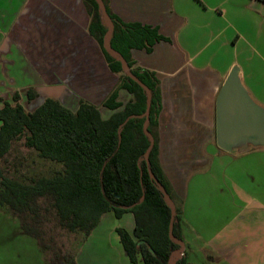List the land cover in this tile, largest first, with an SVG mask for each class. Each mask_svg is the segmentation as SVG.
<instances>
[{
  "label": "crops",
  "instance_id": "0c3cea01",
  "mask_svg": "<svg viewBox=\"0 0 264 264\" xmlns=\"http://www.w3.org/2000/svg\"><path fill=\"white\" fill-rule=\"evenodd\" d=\"M107 1L125 22L151 25L169 39L151 53L133 50L132 55L160 80L159 160L182 207L188 261L264 264V147L226 152L216 140L217 98L235 66L249 95L264 108V0ZM90 22L83 0H0V43L35 57L30 64L36 82H46L48 96L72 111L81 100L99 108L89 97L107 99L120 80L90 34ZM26 37L31 46L22 44ZM112 78L113 83L105 82ZM14 89L12 94L19 91ZM133 98L120 91L123 104ZM105 109L100 111L109 118L114 112ZM110 214L80 245L78 264L87 263L81 260L86 251L94 254L89 264H131L116 230L133 233V214L118 219L124 225H112V238H96Z\"/></svg>",
  "mask_w": 264,
  "mask_h": 264
},
{
  "label": "trees",
  "instance_id": "16d2710c",
  "mask_svg": "<svg viewBox=\"0 0 264 264\" xmlns=\"http://www.w3.org/2000/svg\"><path fill=\"white\" fill-rule=\"evenodd\" d=\"M83 1L91 17L89 32L100 44L110 70L120 75L118 85L104 101V107L114 113L105 118L96 105L84 100L72 111L49 97L29 111L18 92L13 94L14 103L3 99L0 204L21 220L27 235L39 241L49 264H78L76 253L58 247L55 229L80 234L84 243L107 213L117 219L128 213L134 216L133 233L125 228L116 230L131 264H171L174 253L182 248L178 241L184 243L183 214L159 160L160 80L156 72L139 66L132 55L133 50L151 53L157 43L169 39L151 25L125 22L107 0H101L104 10L99 0ZM106 15L113 24L110 48L118 57L106 46L110 32ZM121 90L134 98L123 104L119 101ZM148 90L152 97L148 130L154 146L147 160L151 145L145 130ZM38 97L34 88L28 90V100ZM20 141L30 154L53 165L48 174L14 177L1 166ZM173 211L174 239L170 237ZM176 264H192L186 250Z\"/></svg>",
  "mask_w": 264,
  "mask_h": 264
},
{
  "label": "rangeland",
  "instance_id": "374dc122",
  "mask_svg": "<svg viewBox=\"0 0 264 264\" xmlns=\"http://www.w3.org/2000/svg\"><path fill=\"white\" fill-rule=\"evenodd\" d=\"M36 32L38 31L36 30ZM18 37L20 39L21 36H17V38ZM0 40H2L1 35ZM30 40V37H26L25 40H22V44L29 43L28 45L31 46ZM1 50L3 51V54L0 55V95L9 96V99L11 102H13L12 91L15 90V87H18V93L21 96V100L25 108L29 111H33L40 103H42L43 99H47L49 97L48 95H50L47 91L48 89L45 87L47 86L45 84L46 82H41V80L36 82L38 80V76L36 72L32 70L33 67L30 64L31 60H36V58L31 57V59H29L25 52H19L16 47L10 49L9 45L6 46V44L0 43V52ZM4 52H6V54H4ZM28 55H31V53ZM118 76L120 79V75ZM105 82L113 83L114 81L112 78L110 80L106 79ZM37 83H39L41 86L33 88L37 93L39 92V94L41 93L42 95L30 101L28 100L26 93H28L27 91L32 88L30 86L33 84L37 85ZM65 91L68 92L67 90H64L63 92ZM89 98H91L92 101L99 102L100 110L105 112L106 109L104 107V101L106 99L102 101L101 98L100 101V99L98 100L95 94ZM3 99V97H0V107L3 105ZM72 100L76 105L78 98H73ZM1 166L8 169L14 177H21L22 174H28L29 176L39 173L48 174L53 168L52 164L46 163L38 159L36 155L34 156L33 154H30L29 150L23 145V141H20L16 144L14 151L10 157H8L7 162L2 163ZM109 216L110 217H106L96 233L98 236L96 238L99 240L101 238H104L105 240L112 238L113 232L111 233V228L113 224L118 226L121 224L124 225L123 221L116 219L113 213H111ZM51 223H53V221ZM53 235L56 237V240L59 243L58 247L64 251L75 254L79 250L80 245H82L83 236L80 234H73L65 230L55 229ZM92 256H94V254L86 251V253L81 256V260L83 263L87 262L86 264H89L88 261ZM179 258L180 256L176 255L173 258V264H176ZM189 260L192 261L190 257ZM195 261L197 264H206L204 260L202 261L199 258H196ZM48 263L49 256L44 251L39 241L36 238L27 235L23 231L21 220L15 216L8 207L2 206L0 204V264Z\"/></svg>",
  "mask_w": 264,
  "mask_h": 264
},
{
  "label": "water",
  "instance_id": "95a60500",
  "mask_svg": "<svg viewBox=\"0 0 264 264\" xmlns=\"http://www.w3.org/2000/svg\"><path fill=\"white\" fill-rule=\"evenodd\" d=\"M101 8L104 10V4L99 0ZM105 19L110 23V32L106 36V46L108 50L118 57V55L110 48L109 35L113 31V24L106 15ZM128 76L139 83L143 88L145 86L137 77L127 71ZM149 97L147 101V120L145 130L151 139V145L147 152V160L150 151L154 146V138L148 130L150 121V110L152 105V97L148 90ZM216 140L218 147L226 152L237 150L239 153L249 151L251 147H264V108L257 104L249 95V92L243 86L240 77V70L235 66L225 80L216 105ZM166 201L169 202L167 191L162 188ZM174 223L175 211L172 213L170 222V237L174 239ZM182 246L181 250L174 253L181 254L185 250V243L179 242ZM173 264V258L170 262Z\"/></svg>",
  "mask_w": 264,
  "mask_h": 264
}]
</instances>
